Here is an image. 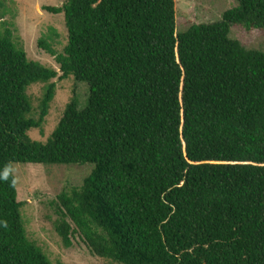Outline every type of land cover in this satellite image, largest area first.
Instances as JSON below:
<instances>
[{
	"label": "trees",
	"instance_id": "obj_1",
	"mask_svg": "<svg viewBox=\"0 0 264 264\" xmlns=\"http://www.w3.org/2000/svg\"><path fill=\"white\" fill-rule=\"evenodd\" d=\"M177 32L175 0H66L58 79L86 82L45 142L58 72L0 31V264L52 263L30 240L14 163L93 166L57 196L55 231L119 264H264V51L229 38L264 29V0ZM2 2L0 1V8ZM44 83L38 118L27 89Z\"/></svg>",
	"mask_w": 264,
	"mask_h": 264
},
{
	"label": "rangeland",
	"instance_id": "obj_2",
	"mask_svg": "<svg viewBox=\"0 0 264 264\" xmlns=\"http://www.w3.org/2000/svg\"><path fill=\"white\" fill-rule=\"evenodd\" d=\"M0 31L9 28L16 45L21 46L30 60L37 61L58 72L52 79L56 91L41 128L28 131L31 139L45 142L61 119L72 98L78 109H83L89 94L86 82L73 77L58 79L59 67L54 56L40 44L55 52H62L67 44V30L63 13L54 14L43 6L60 7L66 0H0ZM236 6L234 0H175L176 30L181 32L192 23H212L222 20L223 13ZM229 38L247 49L264 51V29L246 30L233 25ZM44 83H34L27 89L32 104V117L38 118L39 103L45 90ZM93 166L43 165L14 163L12 171L17 183V200L23 202L21 214L30 240L36 243L52 263L63 264H119L94 255L80 237L71 238L65 246L55 231L58 219L57 196L63 191L80 187Z\"/></svg>",
	"mask_w": 264,
	"mask_h": 264
}]
</instances>
